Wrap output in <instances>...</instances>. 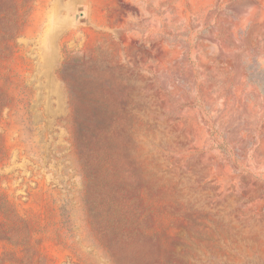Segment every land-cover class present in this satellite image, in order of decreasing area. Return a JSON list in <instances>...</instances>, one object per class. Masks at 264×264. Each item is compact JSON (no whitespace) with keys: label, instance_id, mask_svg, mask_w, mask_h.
Listing matches in <instances>:
<instances>
[{"label":"rangeland","instance_id":"1","mask_svg":"<svg viewBox=\"0 0 264 264\" xmlns=\"http://www.w3.org/2000/svg\"><path fill=\"white\" fill-rule=\"evenodd\" d=\"M0 264H264V0H0Z\"/></svg>","mask_w":264,"mask_h":264}]
</instances>
